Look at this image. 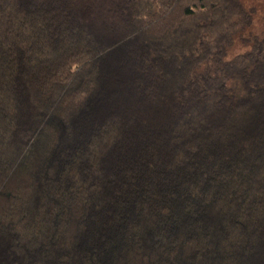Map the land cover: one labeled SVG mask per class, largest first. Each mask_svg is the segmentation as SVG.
Masks as SVG:
<instances>
[{
    "label": "trees",
    "instance_id": "1",
    "mask_svg": "<svg viewBox=\"0 0 264 264\" xmlns=\"http://www.w3.org/2000/svg\"><path fill=\"white\" fill-rule=\"evenodd\" d=\"M254 14L0 0V264H264Z\"/></svg>",
    "mask_w": 264,
    "mask_h": 264
},
{
    "label": "rangeland",
    "instance_id": "2",
    "mask_svg": "<svg viewBox=\"0 0 264 264\" xmlns=\"http://www.w3.org/2000/svg\"><path fill=\"white\" fill-rule=\"evenodd\" d=\"M243 3L246 6L252 5L255 7L254 14V24L251 27L253 30L257 32H261L264 30V0H243ZM245 46H241L236 42L233 47H231L230 52L234 53L236 51L244 50Z\"/></svg>",
    "mask_w": 264,
    "mask_h": 264
}]
</instances>
